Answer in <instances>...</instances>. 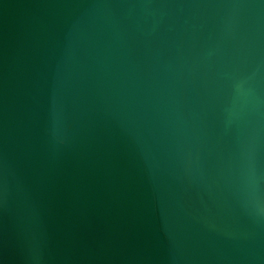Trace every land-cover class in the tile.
<instances>
[{
	"label": "water",
	"instance_id": "1",
	"mask_svg": "<svg viewBox=\"0 0 264 264\" xmlns=\"http://www.w3.org/2000/svg\"><path fill=\"white\" fill-rule=\"evenodd\" d=\"M0 264H264V0H0Z\"/></svg>",
	"mask_w": 264,
	"mask_h": 264
}]
</instances>
